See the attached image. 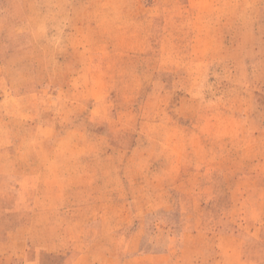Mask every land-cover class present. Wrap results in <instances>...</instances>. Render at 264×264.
I'll return each mask as SVG.
<instances>
[{"label": "rangeland", "instance_id": "rangeland-1", "mask_svg": "<svg viewBox=\"0 0 264 264\" xmlns=\"http://www.w3.org/2000/svg\"><path fill=\"white\" fill-rule=\"evenodd\" d=\"M0 264H264V0H0Z\"/></svg>", "mask_w": 264, "mask_h": 264}]
</instances>
